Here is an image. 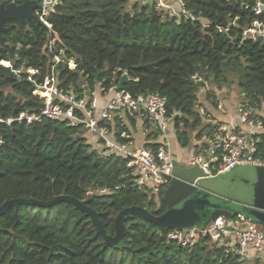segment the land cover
<instances>
[{
  "label": "trees",
  "instance_id": "obj_1",
  "mask_svg": "<svg viewBox=\"0 0 264 264\" xmlns=\"http://www.w3.org/2000/svg\"><path fill=\"white\" fill-rule=\"evenodd\" d=\"M128 1L59 0L46 15L49 29L36 18L9 21L0 40V62L31 67L40 83L53 53L73 58V69L57 65V86L79 96L85 95L82 81L89 93L102 95L126 72L129 80L122 89L131 97L165 98V118L182 147L191 132L200 139L216 127L203 124L198 92L205 85H196L197 79L207 76V100L214 102L217 90L233 88L244 108L250 109V101L264 103V39L243 34L254 20L264 22V14L253 11L256 0H182L186 15L180 18L155 9V0L135 3L131 10ZM42 101L34 82L0 75L1 120L39 113ZM138 116L152 128L145 147L156 150L163 145L158 141L163 132L145 109H117L102 123L113 140L127 143L133 141L130 129ZM89 135L83 124L71 126L67 119L0 122V205L12 198L72 196L97 212L110 235L123 208L164 213L165 185L138 190L127 158L101 147L96 137L90 142ZM256 146V153L264 154V142ZM123 225L122 240L109 246L90 217L68 202L12 206L0 216V264H115L108 255L119 254L120 264H247L234 248L212 243L209 234L184 247L167 238L171 228L136 213L127 214Z\"/></svg>",
  "mask_w": 264,
  "mask_h": 264
},
{
  "label": "built area",
  "instance_id": "obj_2",
  "mask_svg": "<svg viewBox=\"0 0 264 264\" xmlns=\"http://www.w3.org/2000/svg\"><path fill=\"white\" fill-rule=\"evenodd\" d=\"M59 0H36L37 7L33 11L34 18L42 21L49 29L50 24L46 19L49 11L53 10ZM175 3L177 6L172 5ZM168 9L169 13L180 18L186 15L182 0H155V9ZM256 15L264 14V3L256 0L253 7ZM243 34L251 39L261 37L264 39V22L254 20L252 24L243 30ZM48 49L52 51L51 42ZM66 63L71 69L75 67L74 59L65 60L59 54L52 56L49 72L43 82L37 83L33 79L35 70L31 67H14L12 62H2L10 66L13 77L35 83L38 95L43 99L39 113H20L17 117H9L0 122L10 124L12 121H25L27 124L39 121L41 117L50 119H67L71 126L83 124L89 134L96 137L101 147L113 151L127 158V165L135 170L134 185L138 190L145 188L156 189L160 185L167 184L166 175L172 169L173 160L166 147L161 145L156 150L149 147L133 146L131 141L119 143L111 138V133L102 121L110 119L117 109H130L138 111L145 109L151 124H156L164 133L167 131L168 122L165 118V98L149 93L131 97L128 92L120 88L118 83L112 84L104 95L108 98L101 108H98L99 93L91 92L88 95L79 96L72 91H64L57 86V65ZM245 106V105H244ZM82 112V115L75 113ZM241 118L252 125L249 117L250 109L241 106ZM253 137H247L227 127H219L217 137L213 139L210 147L203 153H194L188 160L189 165L199 166L208 177L220 175L237 165H264V154H257L256 143ZM2 139L0 136V144ZM105 192L104 189L97 190ZM242 219V218H241ZM225 217L218 215L207 229L196 226L184 228H172L167 232V238L177 242L181 246L193 244L201 235L220 236L226 233ZM222 246V245H219ZM224 247L234 248L238 255L244 257L247 250L261 251L264 249V232L258 231L252 225L233 231L231 243H224Z\"/></svg>",
  "mask_w": 264,
  "mask_h": 264
},
{
  "label": "water",
  "instance_id": "obj_3",
  "mask_svg": "<svg viewBox=\"0 0 264 264\" xmlns=\"http://www.w3.org/2000/svg\"><path fill=\"white\" fill-rule=\"evenodd\" d=\"M35 0H25L17 3V0L6 3L0 1V40L2 33L10 29L9 21L24 22L34 18L33 11L37 7ZM46 27V24L38 20ZM0 75L13 77L10 66L0 62ZM129 80L126 72L122 73L118 81L120 88ZM207 80L197 79L196 85H202ZM84 94L89 91L85 81H82ZM251 104L254 105L252 101ZM167 184L162 200L166 210L161 215H155L146 208L131 206L119 211L114 219L113 235H110L101 225L97 212L84 201L68 195H59L51 200L44 201L32 198H12L0 205V216L10 207L17 209L20 205H37L51 207L59 202H68L77 209L85 212L92 224L109 246H116L123 238V218L127 214L136 213L150 222L168 228H184L193 225L204 212L195 211L198 208L213 209L211 216L223 214H240L252 219L264 220V165H237L228 171L208 177L199 167L188 163L173 161L169 175H166ZM263 218V219H262Z\"/></svg>",
  "mask_w": 264,
  "mask_h": 264
},
{
  "label": "crops",
  "instance_id": "obj_4",
  "mask_svg": "<svg viewBox=\"0 0 264 264\" xmlns=\"http://www.w3.org/2000/svg\"><path fill=\"white\" fill-rule=\"evenodd\" d=\"M168 1V0H166ZM174 6H177L173 3ZM205 86L200 88L198 92V110L204 114L203 124H211L215 127L214 131L210 134L203 131L201 138H196V132L190 133V142L188 146L182 147L178 143L175 132L172 126H168L167 131L159 138V142L163 143L166 150L172 157L173 161L179 163H188L190 156L194 153H203L210 147L214 138L219 133V127H227L245 135L253 137L258 142H264V103L259 105L252 104L250 107L249 117L252 120V125L246 123L241 118V106H243V97L240 96L235 89H225L215 91V101H210L205 98L204 92L208 87V83L204 82ZM98 108L104 105L108 95H99ZM131 137L133 138V146L145 147V145L152 140L148 136L149 131L152 130L151 126H146L144 118L138 116L134 128H131ZM195 133V134H194ZM95 136L89 135L88 140L93 142ZM195 211L204 212L205 216L201 217L193 225L202 229H207L213 222L215 216H211L213 209L198 208ZM223 215V214H220ZM226 233L220 236H210L212 243L222 245L224 243H231L233 240V231L239 228L247 227L249 224L254 226L258 231L264 232V220L248 218L240 214H230L225 216ZM242 218V219H241ZM263 219V218H262ZM189 227V226H187ZM243 259L247 264H264V249L261 251L247 250Z\"/></svg>",
  "mask_w": 264,
  "mask_h": 264
},
{
  "label": "rangeland",
  "instance_id": "obj_5",
  "mask_svg": "<svg viewBox=\"0 0 264 264\" xmlns=\"http://www.w3.org/2000/svg\"><path fill=\"white\" fill-rule=\"evenodd\" d=\"M148 1L150 2V0H148ZM135 3H137L138 7H140V6L143 5L145 2H144V0H143V1H142V0H140V1H137V0H130V1H128L126 7H127L129 10H131V9H132V6H133ZM202 85H205V84L203 83ZM225 89L230 90V89H232V88H225ZM199 90H200V89H199ZM9 91H10L9 88L4 89V92H9ZM194 134H195V133H194ZM191 135H193L192 132H191ZM125 257H126V255H124V258H125ZM121 258H122V255H121V254H119L118 256H116L115 259H113L112 257H110V256L108 255V259L114 261L115 264H120V260H121Z\"/></svg>",
  "mask_w": 264,
  "mask_h": 264
},
{
  "label": "flooded vegetation",
  "instance_id": "obj_6",
  "mask_svg": "<svg viewBox=\"0 0 264 264\" xmlns=\"http://www.w3.org/2000/svg\"><path fill=\"white\" fill-rule=\"evenodd\" d=\"M1 1V0H0ZM6 1V3H8V2H12L13 0H5ZM25 0H17V3H22V2H24ZM36 1V0H35Z\"/></svg>",
  "mask_w": 264,
  "mask_h": 264
}]
</instances>
